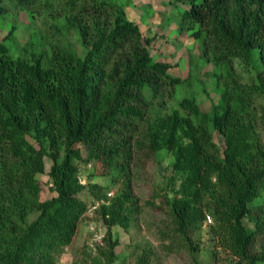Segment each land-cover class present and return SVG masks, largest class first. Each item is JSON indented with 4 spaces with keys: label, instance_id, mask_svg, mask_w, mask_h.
Masks as SVG:
<instances>
[{
    "label": "trees",
    "instance_id": "trees-1",
    "mask_svg": "<svg viewBox=\"0 0 264 264\" xmlns=\"http://www.w3.org/2000/svg\"><path fill=\"white\" fill-rule=\"evenodd\" d=\"M175 1L188 7L181 30L219 71L221 99L209 112L194 97L169 105L189 78L173 76L174 66L152 55L154 39L124 5L0 0V23L13 24L0 41V264H58L88 211L86 192L105 200L97 214L107 234L93 260L115 264L120 241L112 229L130 231L140 213L133 169L142 154L148 160L163 152L173 158L165 204L193 264L201 262L191 234L208 216L220 249L239 264H264V250L254 252L264 234V132L257 121L264 101V0ZM22 14L31 33L24 46L16 35ZM47 158L55 196L44 201L38 176L46 173ZM89 165L95 176L126 185L108 199L110 186L80 182ZM136 264L148 259L140 256Z\"/></svg>",
    "mask_w": 264,
    "mask_h": 264
},
{
    "label": "rangeland",
    "instance_id": "rangeland-1",
    "mask_svg": "<svg viewBox=\"0 0 264 264\" xmlns=\"http://www.w3.org/2000/svg\"><path fill=\"white\" fill-rule=\"evenodd\" d=\"M116 1L126 7L130 20L138 23L142 33L146 37L154 39L150 50L157 60L171 63L174 68L171 74L182 79H188L177 90V99L169 105L177 107L176 103L185 97H194L207 112L212 106L219 104L222 90L218 87L217 76L219 72L201 57L200 42L192 37L191 33L181 30L180 22L182 12L188 7L177 3L175 0H107ZM13 24L0 23V41L11 31ZM30 21L25 14L20 17L19 28L16 32L21 46L29 40ZM18 51H16V54ZM235 69L240 73L244 71L241 64ZM257 121L264 132V101L257 109ZM216 143L224 148L223 138L214 132ZM85 156V153H84ZM141 164L133 169L132 191L138 199L140 213L136 215L130 231L120 227L112 229L113 236L120 241L116 249L118 261L115 264H136L140 256L148 259V264H193V257L187 248L183 247L182 240L174 232L170 208L166 206V196L171 192V178L173 171L170 167L173 158L163 152L153 156L152 159H144V154L139 158ZM52 166L50 159H46V173L39 175L42 184V200L46 201L55 196L51 190L48 173ZM84 183L100 186H110L111 198L113 193L126 185L120 179L113 182L110 176H95L96 166L83 167ZM86 192L83 198L88 202V211L82 219L79 231L73 243L64 249L59 255L58 264H95L97 250H94V234L105 235L107 229L103 225L97 208L105 200H96L94 196ZM96 205V206H95ZM95 206V207H94ZM37 214L30 216L32 222ZM246 223L254 228V225L246 220ZM212 218L208 220L202 229L191 234L192 242L199 250L196 258L201 264H239L240 261L227 254L217 245V240L212 231ZM94 229V230H92ZM264 250V234L255 241L254 252Z\"/></svg>",
    "mask_w": 264,
    "mask_h": 264
},
{
    "label": "built area",
    "instance_id": "built-area-1",
    "mask_svg": "<svg viewBox=\"0 0 264 264\" xmlns=\"http://www.w3.org/2000/svg\"><path fill=\"white\" fill-rule=\"evenodd\" d=\"M89 168H91L92 167V165H89L88 166ZM84 177L83 176H80V182L82 183V184H85L84 183ZM86 180V179H85ZM50 186L52 187V184H50ZM110 195V194H109ZM208 220H211V217H209L208 216V218H207V221ZM92 230H94V229H92ZM94 236H95V239H94V245L96 246V248L94 249V250H97V248H99V247H103L104 246V241H105V235H98L97 233H95L94 234Z\"/></svg>",
    "mask_w": 264,
    "mask_h": 264
}]
</instances>
